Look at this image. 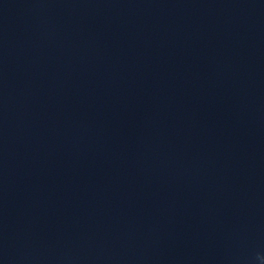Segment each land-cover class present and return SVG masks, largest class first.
Masks as SVG:
<instances>
[{"label": "clouds", "instance_id": "9594fccd", "mask_svg": "<svg viewBox=\"0 0 264 264\" xmlns=\"http://www.w3.org/2000/svg\"><path fill=\"white\" fill-rule=\"evenodd\" d=\"M257 259L264 262V255H258L257 256Z\"/></svg>", "mask_w": 264, "mask_h": 264}]
</instances>
